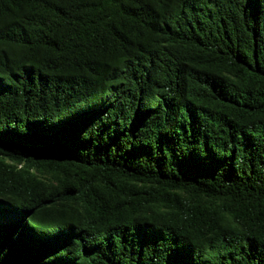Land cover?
Here are the masks:
<instances>
[{
  "label": "trees",
  "instance_id": "obj_1",
  "mask_svg": "<svg viewBox=\"0 0 264 264\" xmlns=\"http://www.w3.org/2000/svg\"><path fill=\"white\" fill-rule=\"evenodd\" d=\"M0 264H264V0H0Z\"/></svg>",
  "mask_w": 264,
  "mask_h": 264
}]
</instances>
